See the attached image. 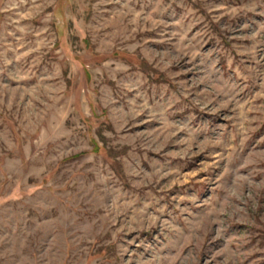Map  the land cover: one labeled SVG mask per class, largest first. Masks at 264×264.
Returning <instances> with one entry per match:
<instances>
[{"label": "rangeland", "instance_id": "obj_1", "mask_svg": "<svg viewBox=\"0 0 264 264\" xmlns=\"http://www.w3.org/2000/svg\"><path fill=\"white\" fill-rule=\"evenodd\" d=\"M0 264H264V0H0Z\"/></svg>", "mask_w": 264, "mask_h": 264}]
</instances>
